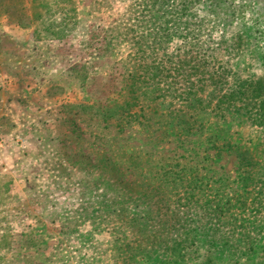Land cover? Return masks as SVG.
<instances>
[{
    "label": "rangeland",
    "instance_id": "rangeland-1",
    "mask_svg": "<svg viewBox=\"0 0 264 264\" xmlns=\"http://www.w3.org/2000/svg\"><path fill=\"white\" fill-rule=\"evenodd\" d=\"M12 97L0 264H264V0H0Z\"/></svg>",
    "mask_w": 264,
    "mask_h": 264
},
{
    "label": "crops",
    "instance_id": "crops-1",
    "mask_svg": "<svg viewBox=\"0 0 264 264\" xmlns=\"http://www.w3.org/2000/svg\"><path fill=\"white\" fill-rule=\"evenodd\" d=\"M31 95V92L30 90L27 91L25 93V95L23 96H29L30 97ZM9 99V97H8ZM2 100L0 102V106H4L5 102L7 103V100ZM10 104L13 106L12 108L15 110V115H14V119L10 120V129H7L5 126V122L4 120H0V129L1 131H5L7 132V130H11L13 129L12 132V138L9 136L8 133H4L2 134V139L0 140V142H3L4 145H5V142H10L11 144H14L13 145L14 147H22L24 146L25 143H29V147L28 148H31V146H35V147H38V148H42L43 147V129H39L37 130L35 128V125H42V121H41V118L40 116L42 115L41 112H42V109H43V106L40 107V110L37 111V107H35V104L33 105V103H28L27 102V105L24 106L23 104L21 105V101H19L18 98L16 97H12L11 99V102ZM21 106V109L18 108ZM2 109L0 108V115H2L1 113ZM15 124V126L13 127L12 125V122ZM8 123V122H6ZM35 129H36V132H35ZM37 133V134H35ZM1 134V133H0ZM31 137H35V138H31ZM20 142V143H18ZM2 145V144H0ZM19 160V159H18ZM24 160V159H22ZM32 160H39V159H32ZM21 162H24V161H21ZM26 163L28 162H31V159H26L25 161ZM19 161H17V159H13V167L16 166V164H18ZM29 164V163H28ZM34 164V162H33ZM11 176H13L14 180L15 181H20V180H26V177H28V179H31V174L29 172H27L26 174L23 172V171H19L17 170L16 168L14 169V171L12 172ZM21 181V182H22ZM26 190V188H24ZM30 247V246H29Z\"/></svg>",
    "mask_w": 264,
    "mask_h": 264
}]
</instances>
